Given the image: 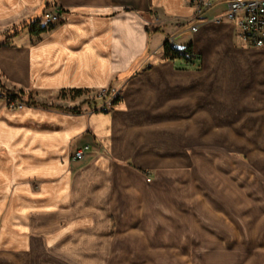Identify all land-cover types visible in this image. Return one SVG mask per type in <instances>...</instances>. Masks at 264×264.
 Segmentation results:
<instances>
[{
  "label": "crops",
  "instance_id": "crops-1",
  "mask_svg": "<svg viewBox=\"0 0 264 264\" xmlns=\"http://www.w3.org/2000/svg\"><path fill=\"white\" fill-rule=\"evenodd\" d=\"M57 5L63 18L53 27L37 34L27 25L6 38ZM226 11V0H0V83L36 102L19 108L0 96V213L10 205L0 264H53L42 237L53 250L69 235L63 254L84 245L85 257L115 231L118 204L136 220L150 212L152 190L167 188L148 183L147 169L194 163L199 150L187 144L201 127L226 151L246 141L260 155L264 135L247 125L255 116L264 125V47L237 43ZM172 37L184 40L180 48L192 43L200 67L165 57ZM112 86L120 99L107 111L48 105L61 92ZM84 144L85 157L72 161Z\"/></svg>",
  "mask_w": 264,
  "mask_h": 264
},
{
  "label": "rangeland",
  "instance_id": "rangeland-1",
  "mask_svg": "<svg viewBox=\"0 0 264 264\" xmlns=\"http://www.w3.org/2000/svg\"><path fill=\"white\" fill-rule=\"evenodd\" d=\"M35 19L44 25V12L40 11ZM5 39L0 32V42ZM236 41L241 43L237 33ZM176 42L180 47L185 43L178 37ZM97 92L80 95L61 92L48 105L67 111L73 108L107 111L117 105L115 99L109 102L98 98ZM118 93L120 97L119 89ZM92 98L102 99L104 103L97 107L84 103ZM105 101L111 104L102 108ZM255 118L247 127L264 135V125ZM200 129L198 141L185 142L193 144L188 147L189 151L199 150L194 154V163L188 165L186 158L187 165L180 166V171L146 170L150 176H147L148 183L168 185L166 188L164 184L165 190H158L161 196L152 190L153 205L149 213H136L138 219L134 220L133 213L126 211L128 206L118 204L117 216L113 217L115 231L110 232L109 239H102L100 245L90 243L92 250L87 254L84 251L85 257L79 252L84 245L63 254L69 235L59 239L53 250L45 248L42 237L40 252L45 254L44 259L54 258L53 264H264V143L260 155L256 156L250 154L246 141L234 142V148L226 151L220 144L223 141L208 139L204 128ZM9 207L0 213V249ZM76 229L72 236L74 244L80 240L81 229ZM25 253L27 249L20 254Z\"/></svg>",
  "mask_w": 264,
  "mask_h": 264
},
{
  "label": "built area",
  "instance_id": "built-area-1",
  "mask_svg": "<svg viewBox=\"0 0 264 264\" xmlns=\"http://www.w3.org/2000/svg\"><path fill=\"white\" fill-rule=\"evenodd\" d=\"M191 3L197 4L198 6L203 5L206 7H211L214 0H190ZM227 11L226 16L228 19L232 20L236 24L237 35L240 40L248 46L255 48L264 47V0H226ZM63 12L60 6H55L54 8L48 9L44 12V21L47 28L53 27L55 24L59 23L63 18ZM192 31L197 30V26L191 27ZM170 45L174 48H180L176 42L175 37L168 39ZM118 89L113 88H103L97 92L98 98H103L104 100H114L118 97ZM0 96L2 93L0 91ZM7 98V97H5ZM9 104L11 106H16L22 108L25 106L24 102L10 100ZM110 100V101H111ZM109 101V102H110ZM102 104V108L107 107L108 103L105 101ZM104 103V102H103ZM89 144H84L77 148L71 155L70 159L72 161H79L85 157L87 150H89Z\"/></svg>",
  "mask_w": 264,
  "mask_h": 264
},
{
  "label": "trees",
  "instance_id": "trees-1",
  "mask_svg": "<svg viewBox=\"0 0 264 264\" xmlns=\"http://www.w3.org/2000/svg\"><path fill=\"white\" fill-rule=\"evenodd\" d=\"M27 25H30L32 32L37 33V34L45 32L48 29L45 25H43L40 22V20H35L29 24H24V25H20L17 27H13L11 30L9 29L8 34H7L8 36L6 38L8 39L16 35L20 29H22L23 27ZM162 49H163L165 57L168 59H171V60L181 59L188 67H193V66L200 67L201 65L199 57L194 54L192 43H189L187 46L182 47V48H174L170 45L169 41L166 40L164 41L162 45ZM0 91L2 93L1 97H7L10 100L21 101V102H24L25 105L27 104L36 105V102L33 101L31 96L27 97L23 91L13 92V91L7 90L1 85V83H0ZM74 92L77 95L82 94V90H74ZM119 99L120 97L116 98L114 103H117ZM102 101H103L102 99L97 100L96 98H92L91 100H86L84 103H88L90 106L97 107ZM72 111L80 112L81 110L79 108H73Z\"/></svg>",
  "mask_w": 264,
  "mask_h": 264
}]
</instances>
